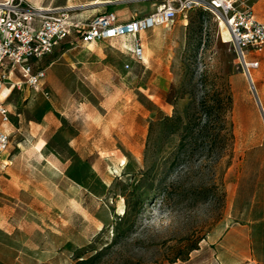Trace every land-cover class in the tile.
<instances>
[{"label": "rangeland", "instance_id": "obj_1", "mask_svg": "<svg viewBox=\"0 0 264 264\" xmlns=\"http://www.w3.org/2000/svg\"><path fill=\"white\" fill-rule=\"evenodd\" d=\"M92 1L0 5L71 7L93 17L107 12L105 2L129 16L160 3ZM237 5L264 22V0ZM137 40L142 62L130 39L63 42L42 62L46 92L19 85L3 102L9 145L0 154V264H73L80 252L102 247L97 264H264V72L252 74L251 90L231 43L203 10ZM204 97L229 98L214 129L223 140L206 137L174 162L173 136L144 157L150 124L190 98L199 108ZM129 208L134 225L116 238Z\"/></svg>", "mask_w": 264, "mask_h": 264}, {"label": "built area", "instance_id": "obj_2", "mask_svg": "<svg viewBox=\"0 0 264 264\" xmlns=\"http://www.w3.org/2000/svg\"><path fill=\"white\" fill-rule=\"evenodd\" d=\"M211 13L227 30L238 65L251 90L256 92L252 72L259 66L252 58L264 53V23L249 7L237 0H160L150 13L119 22L113 12L95 15L84 22L71 7L24 9L12 4L0 5V68L20 74L16 86L26 85L45 93V69L34 71L31 60L51 55L63 42L75 40L82 46L99 41L126 38L132 42L131 53L137 62L144 61V49L137 40L140 33L171 25L178 16L192 10ZM9 71V72H10ZM0 72V92L10 73ZM0 119L8 122V111L0 105ZM9 145V134L0 130V154Z\"/></svg>", "mask_w": 264, "mask_h": 264}, {"label": "trees", "instance_id": "obj_3", "mask_svg": "<svg viewBox=\"0 0 264 264\" xmlns=\"http://www.w3.org/2000/svg\"><path fill=\"white\" fill-rule=\"evenodd\" d=\"M182 89L185 90L184 86H182ZM172 93L180 95V87L174 89ZM229 102V98H215L208 101L204 97L198 108L196 101L190 98L181 111L176 109L170 117H159L150 124V135L146 142L144 157L151 147H156L158 144L162 145L166 138L173 136L177 137L174 162L183 160V155L191 149L202 147L205 144L206 137L211 138L212 143L217 140L222 141L223 136L219 132H215L214 129L215 126L223 122L224 119L221 114L229 106ZM214 112L217 114L213 115ZM154 133L157 134L156 137H153ZM134 218L133 209L129 208L123 213L115 226L116 238L130 231L135 222ZM123 225L125 226L124 229L122 228ZM106 248H89L86 252H80L75 256L73 264H97ZM195 249V247L189 248L188 254Z\"/></svg>", "mask_w": 264, "mask_h": 264}, {"label": "crops", "instance_id": "obj_4", "mask_svg": "<svg viewBox=\"0 0 264 264\" xmlns=\"http://www.w3.org/2000/svg\"><path fill=\"white\" fill-rule=\"evenodd\" d=\"M95 1H97V0H93L90 4L91 5H97V4H101V0H99L100 2L99 3H97V4H94V2ZM104 7H106V8H108V10H107V12H113V13H115V7H113V5H111V2H105V4H104ZM116 15H117V20L119 21V22H125V21H128V20H130V19H132L133 17H140V16H137V15H131V16H129L127 13H125L124 15H121V14H119V13H115ZM146 15V14H145ZM77 16L80 18V19H82L84 22H86L87 20H89L91 17H82L81 15H78L77 14ZM142 16H144V15H142ZM257 18V17H256ZM258 19V18H257ZM259 20V19H258ZM260 21V20H259ZM260 22H262V21H260ZM262 23H264V22H262ZM115 40H117V39H115ZM132 45V44H131ZM47 57H45V58H43L42 60H40V61H35V60H31L30 61V63L33 65V69H34V71H36L37 69H40V68H43V69H45V78H46V71H47V67L46 66H44L43 65V63L42 62H44V60L46 59ZM252 58H254V59H256V60H258V62H259V66H258V68H256L255 70H253V72H252V74H254L255 72H256V70L257 69H259L260 71H262V72H264V53H261V54H259V55H256V56H254V57H252ZM2 71H4L5 73H8L9 71H10V69H9V67L8 66H4V67H2V68H0V72H2ZM10 74H9V79H8V81L4 84V86H3V88L2 89H4V88H7V92L5 93V96L3 97V98H1L0 97V105H2L3 106V102L5 101V100H7V98L10 96V94H11V92H12V90L15 88V86H16V83H18L21 79H20V74L17 72V71H10L9 72ZM45 78H44V80H43V85H44V87H45ZM26 86V85H25ZM27 88H29L28 86H26ZM29 89H31V88H29ZM31 90H33V89H31ZM45 90H46V87H45ZM3 90H1V92H2ZM34 91V90H33ZM1 92H0V94H1ZM36 93H41V92H37V91H35ZM42 94V93H41ZM7 109V108H6ZM8 111V110H7ZM8 116H9V112H8ZM8 122H9V118H8ZM7 122V123H8ZM7 123H2L1 122V119H0V126L1 125H5V124H7ZM1 131H3V132H5V133H7L5 130H2V129H0ZM8 134V133H7Z\"/></svg>", "mask_w": 264, "mask_h": 264}, {"label": "bare ground", "instance_id": "obj_5", "mask_svg": "<svg viewBox=\"0 0 264 264\" xmlns=\"http://www.w3.org/2000/svg\"><path fill=\"white\" fill-rule=\"evenodd\" d=\"M100 1L99 0H97V1H95L94 2V4H97V3H99ZM219 27L221 28V30H222V42L223 43H228V42H230V38H229V34H228V32H227V30L223 27V24L222 23H220L219 24ZM3 91L1 92V94H0V97L1 98H3L4 96H5V93L7 92V88H4V89H2Z\"/></svg>", "mask_w": 264, "mask_h": 264}]
</instances>
